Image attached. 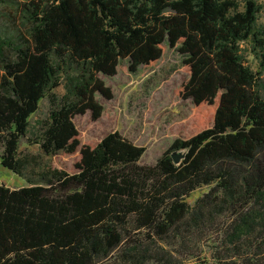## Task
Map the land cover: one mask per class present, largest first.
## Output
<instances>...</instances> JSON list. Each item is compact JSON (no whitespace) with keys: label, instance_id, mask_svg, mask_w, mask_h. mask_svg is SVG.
Returning <instances> with one entry per match:
<instances>
[{"label":"trees","instance_id":"trees-1","mask_svg":"<svg viewBox=\"0 0 264 264\" xmlns=\"http://www.w3.org/2000/svg\"><path fill=\"white\" fill-rule=\"evenodd\" d=\"M25 12L28 38L0 44L1 165L31 183L38 156L19 144L48 94L36 144L80 158L42 184L0 185V264H264V101L240 56L241 42L264 48L255 3L237 12L231 0H38ZM165 43L189 74L178 96L211 126L176 139L155 165H141L145 148L117 132L81 146L74 117L98 120L96 95L113 98L97 75L115 76L124 59L131 73L152 67ZM241 165L250 171L232 168ZM213 183L218 195L191 208L186 198Z\"/></svg>","mask_w":264,"mask_h":264},{"label":"rangeland","instance_id":"rangeland-1","mask_svg":"<svg viewBox=\"0 0 264 264\" xmlns=\"http://www.w3.org/2000/svg\"><path fill=\"white\" fill-rule=\"evenodd\" d=\"M32 1L38 0H7L0 5V44L15 45L19 44V37L23 40L28 38L30 23L25 10ZM231 1L237 12H244L248 2L255 3V28L260 33L258 38L264 39V0ZM240 56L244 65L254 72L253 90L264 101V48L255 47L251 40L241 42ZM183 59L177 48H170L165 43L162 57L152 67L141 66L137 72L131 73L128 60L124 59L120 61L115 76L98 74L105 85L111 88L113 98L105 100L96 95V100L103 107L98 120H93L90 112L74 117L81 146L89 145L94 148L107 135L117 132L136 146L145 148L141 165H155L176 139H188L210 127V118L199 126L201 124L196 120L192 100L178 96L181 85L189 78ZM60 83L51 92L58 100L66 94V77H62ZM50 109L48 94L39 102L38 111L29 118L28 133L19 144L21 155L38 156L36 164L30 163L26 169L27 177L35 185L42 184L41 176L49 169L74 172V166L80 158L78 151L72 155L60 153L46 156L36 144L41 137L42 126L48 120ZM232 168L234 171H250L243 165ZM31 183L4 168L0 160V185L20 189L31 186ZM207 194H212V198L218 195L216 183L200 186L186 198V202L193 208Z\"/></svg>","mask_w":264,"mask_h":264},{"label":"water","instance_id":"water-1","mask_svg":"<svg viewBox=\"0 0 264 264\" xmlns=\"http://www.w3.org/2000/svg\"><path fill=\"white\" fill-rule=\"evenodd\" d=\"M184 158V154L181 152H175L172 154V159L176 165H179Z\"/></svg>","mask_w":264,"mask_h":264}]
</instances>
